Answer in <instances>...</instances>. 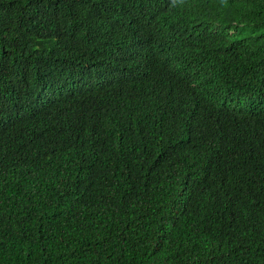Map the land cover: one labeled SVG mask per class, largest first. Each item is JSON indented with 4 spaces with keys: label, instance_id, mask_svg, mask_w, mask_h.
<instances>
[{
    "label": "trees",
    "instance_id": "obj_1",
    "mask_svg": "<svg viewBox=\"0 0 264 264\" xmlns=\"http://www.w3.org/2000/svg\"><path fill=\"white\" fill-rule=\"evenodd\" d=\"M0 264H264V0H0Z\"/></svg>",
    "mask_w": 264,
    "mask_h": 264
}]
</instances>
